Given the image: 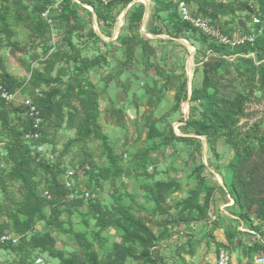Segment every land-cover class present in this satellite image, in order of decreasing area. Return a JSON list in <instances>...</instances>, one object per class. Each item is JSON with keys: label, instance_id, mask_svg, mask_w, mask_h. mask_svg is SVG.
Listing matches in <instances>:
<instances>
[{"label": "rangeland", "instance_id": "374dc122", "mask_svg": "<svg viewBox=\"0 0 264 264\" xmlns=\"http://www.w3.org/2000/svg\"><path fill=\"white\" fill-rule=\"evenodd\" d=\"M52 1L0 0V78L18 94L0 101V217L19 238L3 263L211 264L225 247L242 264L261 250L239 226L264 232V0H186L253 35L239 58L216 54L166 3L152 6L161 29L138 12L122 20L123 5L97 25L86 11L50 23ZM163 31L177 41L156 40ZM29 98L43 113L37 141L22 138ZM68 172L94 197L61 202Z\"/></svg>", "mask_w": 264, "mask_h": 264}, {"label": "built area", "instance_id": "2783aa9c", "mask_svg": "<svg viewBox=\"0 0 264 264\" xmlns=\"http://www.w3.org/2000/svg\"><path fill=\"white\" fill-rule=\"evenodd\" d=\"M70 1L72 5L77 8V11H86L91 16L94 17L95 24H99V20L95 13V9L92 5L85 2L84 0H53L52 3L47 7V9L42 13V16L48 20L50 23L52 22V17L54 13H62L63 8L66 5V2ZM97 5H100L105 8H113L117 9L120 5L126 0H94ZM177 7L178 13L180 18L183 22L189 24L191 27L196 29L199 33L203 36L207 37L211 42L222 46H228L231 48L237 46H243L246 43H253L254 37L253 35H245L241 32H236L233 35L225 34L219 27L213 25L209 20L204 19L203 17L199 16L196 12L191 9L190 4L186 0H166ZM141 3L144 6L152 5L153 7L156 6L155 0H131L130 3L126 6L127 8L133 7L135 4ZM125 10V11H126ZM126 12L123 13V16ZM1 74V73H0ZM17 92L11 91L8 86L3 82L0 78V99L5 102L7 105H12L17 102ZM21 105L26 110V115L31 121V129L29 132L25 134V139L29 141H37L41 137V125L43 122L42 114L39 107L29 98L25 99ZM7 142L4 140H0V199L4 196V179L7 173L9 172V154L7 150ZM36 150L40 154H44L43 147L39 146L36 147ZM82 177L78 175L76 178ZM76 178H74L73 172H68L64 175L63 185L70 191L68 195L69 200H75L77 198L83 199H91L94 197L93 194L90 192H81L79 188L76 186ZM81 179V178H80ZM44 197L48 199H52L53 196L49 189L43 190ZM2 220L0 217V264L3 263V254L5 253L6 249L10 246H16L19 243L18 236L14 235L12 232L6 229H2ZM239 230L243 233H249L254 237L253 246L254 244L259 245L261 250L253 252V254L243 259L242 264H264V234L254 229H249L243 223L239 226ZM255 242V243H254ZM42 260L38 259L37 263H41ZM211 264H236L234 261V257L232 252L222 247L218 250L216 255V259Z\"/></svg>", "mask_w": 264, "mask_h": 264}, {"label": "trees", "instance_id": "16d2710c", "mask_svg": "<svg viewBox=\"0 0 264 264\" xmlns=\"http://www.w3.org/2000/svg\"><path fill=\"white\" fill-rule=\"evenodd\" d=\"M85 2H87V3H89L90 5H92L93 7H94V9H95V13H96V15H97V18H98V20L100 21V19L102 18V13L104 12V11H114V10H116V9H113V8H111V7H109V8H105V7H102V6H100V5H97L96 3H95V1L94 0H84ZM130 1L131 0H126L124 3H123V6L124 7H126L129 3H130ZM162 1H165V2H162ZM163 3H166V4H168L170 7H173L174 9H175V11H176V15H177V17H178V24H180V25H184V26H186V27H188V28H190V29H192L197 35H199L200 37H202L204 40H206V41H208V42H210V44H212V46L216 49V50H213V51H216V54H218L219 56H222V57H224V58H227V57H230V58H239V56L241 55V53H242V50H247V49H249V47H251V45L252 44H250V43H246L245 45H243V46H237V47H234V48H231V47H228V46H222V45H219V44H216V43H214V42H211L207 37H205V36H203L201 33H199L196 29H194L193 27H191L189 24H187V23H185V22H183L182 21V19L180 18V15H179V13H178V10H177V7L174 5V4H172V3H170V2H168V1H166V0H156V8H158V9H160V7L159 6H161ZM65 12H71V13H74V12H76L77 13V8L74 6V5H72L71 4V2L70 1H67L66 2V5H65ZM155 8V10H156V12H157V10L158 9H156ZM144 11H145V6L143 5V4H141V3H137V4H135L133 7H131L130 8V10L127 12V14H126V16L128 17V16H130L132 13H137V14H139V18H138V20L139 21H141V19H142V17H143V15H144ZM130 14V15H129ZM213 25H215V26H217V27H219L225 34H227V35H233L234 34V32H230V31H228V30H226L225 29V27L224 26H222V24L221 23H219V24H217L216 22H211ZM212 50V49H211ZM224 53H226V54H224ZM3 80V82L8 86V88L11 90V91H13L14 92V90L9 86V84L7 83V81L6 80H4V79H2ZM0 101L1 102H3L4 104H5V102L4 101H2L1 99H0ZM37 106H38V104L37 103H35ZM40 109V108H39ZM40 111H41V109H40ZM41 114H42V118H43V113H42V111H41ZM30 120V119H29ZM31 129V125L29 126V128L27 129V130H25L24 131V133H23V136H22V138H24L25 139V134L27 133V132H29V130ZM7 150H8V154H9V147L7 146ZM49 169H50V172L51 173H53V172H55V171H57V169H55V168H53L54 170H52L51 168V166H49L48 167ZM54 174V173H53ZM47 189H49L50 190V192H51V194H52V196H53V198L54 199H52V200H49V201H53V200H57V197H55V194L53 193L54 191H53V189H50L49 187L47 188ZM61 193H62V196H61V198H62V201L61 202H63V203H65V202H69V203H82V201H83V199H75V200H69V201H66V200H68V195H69V193H70V191L63 185V186H61ZM3 198V197H2ZM66 199V200H65ZM1 200V199H0ZM55 202V201H54ZM245 223H247L248 225H250V226H252L251 225V223H249V221H245ZM254 228H256V227H254ZM253 228V229H254ZM2 229H5L4 228V226L2 225ZM263 234H264V232H263ZM257 246H259V245H257ZM13 247H16V246H10V247H8L7 249H10V248H13ZM259 248H261L260 246H259ZM6 249V250H7ZM260 250V249H259ZM264 250V249H263ZM256 251H258L256 248H252V252H256Z\"/></svg>", "mask_w": 264, "mask_h": 264}, {"label": "crops", "instance_id": "0c3cea01", "mask_svg": "<svg viewBox=\"0 0 264 264\" xmlns=\"http://www.w3.org/2000/svg\"><path fill=\"white\" fill-rule=\"evenodd\" d=\"M153 7H152V5L150 4V5H145V11H144V15H145V17H146V15H147V17H146V23H145V25H144V28H145V26L146 25H150V26H156V27H158V28H163V26H166V25H164V23H163V21H161L160 19L158 20V19H154V18H152L151 19V13H152V9ZM66 8L64 7L63 8V12H65L66 10H65ZM126 9H124V11H123V13L124 12H126V14H127V11H125ZM62 12V13H63ZM82 14V11H77V14ZM125 16V15H124ZM124 16H123V18H122V20L123 19H125L124 18ZM144 17V18H145ZM143 18V19H144ZM165 24H167V23H165ZM159 31V30H158ZM166 32L167 31H163V33H160L159 32V35H157V36H155V38H157L156 40H159V39H172V40H175V41H177V38H168L167 36H166ZM119 34V33H118ZM112 36H113V34H112ZM146 36H152V34L151 33H149V31H146ZM102 39H103V37H101ZM186 40V39H185ZM188 41V40H187ZM77 179V178H76Z\"/></svg>", "mask_w": 264, "mask_h": 264}, {"label": "water", "instance_id": "95a60500", "mask_svg": "<svg viewBox=\"0 0 264 264\" xmlns=\"http://www.w3.org/2000/svg\"><path fill=\"white\" fill-rule=\"evenodd\" d=\"M217 24H219V23H217ZM239 24H240L242 27H245L244 24L242 23V21H240ZM15 52H16V49H12L10 53L13 55Z\"/></svg>", "mask_w": 264, "mask_h": 264}, {"label": "bare ground", "instance_id": "6f19581e", "mask_svg": "<svg viewBox=\"0 0 264 264\" xmlns=\"http://www.w3.org/2000/svg\"><path fill=\"white\" fill-rule=\"evenodd\" d=\"M192 63V62H191ZM191 67V66H190Z\"/></svg>", "mask_w": 264, "mask_h": 264}]
</instances>
